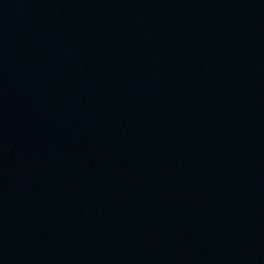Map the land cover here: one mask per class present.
Segmentation results:
<instances>
[{
    "label": "water",
    "instance_id": "water-1",
    "mask_svg": "<svg viewBox=\"0 0 264 264\" xmlns=\"http://www.w3.org/2000/svg\"><path fill=\"white\" fill-rule=\"evenodd\" d=\"M0 264H264V0H0Z\"/></svg>",
    "mask_w": 264,
    "mask_h": 264
}]
</instances>
